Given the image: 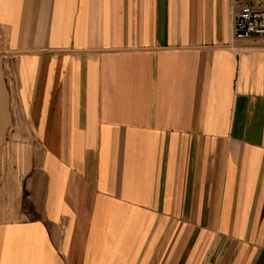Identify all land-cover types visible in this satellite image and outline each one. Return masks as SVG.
Segmentation results:
<instances>
[{
  "label": "crops",
  "instance_id": "crops-1",
  "mask_svg": "<svg viewBox=\"0 0 264 264\" xmlns=\"http://www.w3.org/2000/svg\"><path fill=\"white\" fill-rule=\"evenodd\" d=\"M0 264H264L230 0H0Z\"/></svg>",
  "mask_w": 264,
  "mask_h": 264
},
{
  "label": "built area",
  "instance_id": "built-area-1",
  "mask_svg": "<svg viewBox=\"0 0 264 264\" xmlns=\"http://www.w3.org/2000/svg\"><path fill=\"white\" fill-rule=\"evenodd\" d=\"M234 39L264 36V0H230Z\"/></svg>",
  "mask_w": 264,
  "mask_h": 264
}]
</instances>
